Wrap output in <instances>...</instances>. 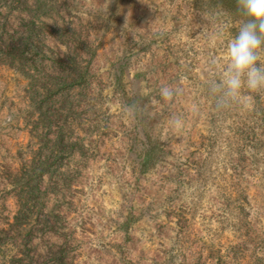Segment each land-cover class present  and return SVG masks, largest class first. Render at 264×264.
Here are the masks:
<instances>
[{"label": "rangeland", "instance_id": "1", "mask_svg": "<svg viewBox=\"0 0 264 264\" xmlns=\"http://www.w3.org/2000/svg\"><path fill=\"white\" fill-rule=\"evenodd\" d=\"M243 20L0 0V264H264V94L217 112L207 89Z\"/></svg>", "mask_w": 264, "mask_h": 264}, {"label": "clouds", "instance_id": "2", "mask_svg": "<svg viewBox=\"0 0 264 264\" xmlns=\"http://www.w3.org/2000/svg\"><path fill=\"white\" fill-rule=\"evenodd\" d=\"M237 11L244 17L235 35L227 41L228 63L218 78L208 81L207 89L217 112L228 110L233 104L248 100L247 93L264 94V0H236ZM205 24L210 23L207 12L201 13ZM219 33L208 37L213 44ZM215 65V59L212 60ZM177 90L163 86L160 96L171 101ZM177 128L182 126L174 118Z\"/></svg>", "mask_w": 264, "mask_h": 264}]
</instances>
